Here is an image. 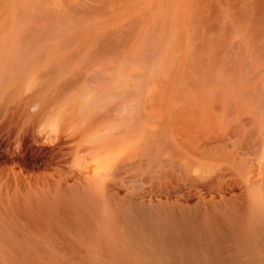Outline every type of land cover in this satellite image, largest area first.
Returning a JSON list of instances; mask_svg holds the SVG:
<instances>
[{
    "label": "rangeland",
    "instance_id": "obj_1",
    "mask_svg": "<svg viewBox=\"0 0 264 264\" xmlns=\"http://www.w3.org/2000/svg\"><path fill=\"white\" fill-rule=\"evenodd\" d=\"M217 1L53 0L37 6L55 11L58 18L17 21L3 19L9 3L0 0V28L5 24L11 31L19 26L37 34L32 43L20 48L0 46V264H264V256L259 257L257 249L244 248L243 252V248L226 241L233 226L225 213L231 208L210 204L204 193L189 184L184 186L185 194L196 196V202L179 205L177 169L172 162L161 164L159 150L152 145L141 158L116 166L113 186L104 192L90 188L77 177L78 168L99 160L95 156L97 145L89 147L85 143L101 131L113 124V151L123 146L122 129L134 115L130 107L123 117H113V123L91 128L84 126L87 119L59 112L78 99L76 81L73 85L67 80L77 67L113 70V87L120 81L118 86L152 87L150 74L155 71L158 54L167 51L166 66L182 57L188 50L193 24L204 23L209 6ZM190 10L194 17L186 22ZM204 24L197 30L201 47L205 42ZM4 41L5 35L0 32V43ZM134 47L139 49L142 64L136 60ZM29 48L30 53L26 52ZM37 51L51 62L44 69L48 72L40 71L43 59L33 61L36 54L40 55ZM13 52L20 57L11 64ZM181 59L178 63H184ZM133 64L141 74L136 75L139 69L130 71L136 68ZM39 72L49 76L46 85L32 90L29 77ZM125 97L115 98L116 103L124 99L130 105V96ZM103 221L107 233L115 236L112 245L95 241ZM113 250L117 257L108 255Z\"/></svg>",
    "mask_w": 264,
    "mask_h": 264
},
{
    "label": "bare ground",
    "instance_id": "obj_2",
    "mask_svg": "<svg viewBox=\"0 0 264 264\" xmlns=\"http://www.w3.org/2000/svg\"><path fill=\"white\" fill-rule=\"evenodd\" d=\"M4 1L9 3V5L7 4L8 9L5 8L3 13L5 20L14 18L17 21H32L33 19L59 17L55 11L37 6L40 3L47 4L53 0ZM15 4L17 6L12 11ZM18 4H20L19 7ZM215 4L209 6L210 14L204 20L205 24L203 20L198 22L199 26L204 24L206 28L204 46H198L197 30L199 26L195 22L188 50L182 57H179V59H185L184 63H178L179 59H177L174 62L169 61L166 66L165 61L168 53L164 49L163 53L158 54L154 64L155 71L150 74L153 76L151 78L154 82L152 87L147 85L135 87L133 84L127 85L128 87L118 86L121 81L117 84L114 83L117 86L113 87V70L104 69L106 71H101L89 68L81 70L80 67L75 66L77 68L73 69L72 73H76H73L67 80L72 84L76 81L75 84L78 86H75L80 90L77 92L78 99L70 108L60 109L59 112L85 118L87 119L84 120L86 121L85 128H91L94 125L113 123V117H123L130 107L129 111L132 110L134 115L128 119L127 125L122 129L121 143L123 146L113 151V124L101 131L89 143H85L89 144V147L97 145L95 156L99 160L94 165L78 168V171L75 172L77 177L81 178V181H85L90 188L104 192L113 186L116 166L141 158L152 145L159 150L161 164L165 166L166 163L172 162L177 169L179 205L196 202V196L185 194L184 186L189 184L191 188L195 187V190L198 189L204 193L210 204H222L227 209L231 208L229 212L225 213L230 216L231 221L229 222L233 226L232 235L226 241L243 248V252L244 248L257 249L260 257V255L264 256V0H250L244 3H240V0L238 3L232 2V0H218ZM28 13L30 14L27 15ZM193 14V10L186 14V22ZM50 21L52 20L50 19ZM60 24L64 26V23ZM7 29L5 24L0 28L1 34L5 35V41L1 42L0 46L3 44L5 47L6 44H12L20 48L27 43H32L37 35L36 31L31 28L16 26L14 30ZM144 37L147 36L144 35ZM179 42H182V39ZM139 45L141 43H138ZM161 45L160 48L163 47L164 42H161ZM134 48L137 49L134 51V55L140 63L139 49L138 47ZM27 51L29 52L30 48ZM11 54L9 62L13 64L15 58H19L20 55L15 52ZM36 55L33 61L41 62L43 53L42 58L39 54ZM91 56L89 55L88 58ZM133 58L130 57V59ZM141 60L143 61V59ZM33 61L32 63H34ZM49 63L51 64V62ZM49 63L48 59H43L40 71L50 67ZM133 65L136 67L137 64ZM132 68L130 71L134 69L135 72L138 69V72L141 71L138 67ZM13 70L15 71V65ZM44 71L48 72V70ZM138 72L136 75L142 73ZM171 72L174 75L171 76ZM47 77L40 72L37 75L32 73L29 77L31 83L28 82V85L31 84L29 85L30 89L36 90L41 85L44 87L43 84L46 85ZM122 79L125 80V78ZM64 81L62 80V82ZM125 83L127 84V82ZM28 91L26 90V92ZM127 95L130 96L128 97L131 101L130 105L124 103ZM122 96H124L122 102L119 100L120 102L116 103L115 98L121 99ZM28 127L30 126L28 125ZM46 132L48 134V129ZM81 149L79 151H83L85 147L83 150ZM67 168L66 170L70 172ZM172 178L171 176V183L175 180ZM174 184L176 185L175 182L173 186H175ZM106 224L103 221L98 225L95 241L96 243L108 242L112 245L115 236H113V232L107 233ZM121 227L123 226L121 225ZM215 241L219 240L215 239ZM112 252L115 251L109 252L108 255L112 256ZM246 254L244 253V255ZM111 262L113 261L111 260ZM225 262L230 263L226 260Z\"/></svg>",
    "mask_w": 264,
    "mask_h": 264
}]
</instances>
